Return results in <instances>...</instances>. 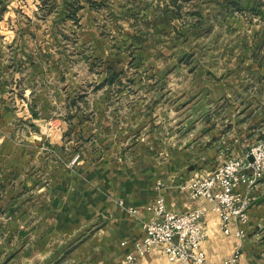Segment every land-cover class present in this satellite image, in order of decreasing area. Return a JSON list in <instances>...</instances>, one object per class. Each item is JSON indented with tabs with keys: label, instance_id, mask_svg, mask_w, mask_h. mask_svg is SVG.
<instances>
[{
	"label": "rangeland",
	"instance_id": "1",
	"mask_svg": "<svg viewBox=\"0 0 264 264\" xmlns=\"http://www.w3.org/2000/svg\"><path fill=\"white\" fill-rule=\"evenodd\" d=\"M8 1H0V73L10 80L0 98V264H26L54 238L58 179L85 153L99 154L101 108L137 107L146 120L166 110L154 121L174 125L186 92L210 85L202 76L211 72L230 79L213 78L232 95L214 96L220 122L230 107L237 126L264 128V0ZM85 5L95 19H75ZM165 65L173 69L159 96L151 75ZM105 74L115 84L102 85ZM80 128L92 145L76 146ZM67 138L69 151L60 146Z\"/></svg>",
	"mask_w": 264,
	"mask_h": 264
},
{
	"label": "crops",
	"instance_id": "2",
	"mask_svg": "<svg viewBox=\"0 0 264 264\" xmlns=\"http://www.w3.org/2000/svg\"><path fill=\"white\" fill-rule=\"evenodd\" d=\"M83 1L87 3L90 0ZM86 5L77 10L75 16L84 18L90 15L95 19V13L85 10L89 7ZM168 68L166 65L161 70L152 68L151 79L154 81L151 88L163 87L173 69ZM2 72L0 98L5 99L6 84H10V80L6 77V70L2 69ZM103 77L102 85L115 84L109 75ZM202 77L210 85L203 84L200 89L186 92L184 101L187 107L180 109L178 122L174 125L168 120L162 124L154 121L157 114L167 116L166 110L158 112L153 108L146 120L139 119L137 107L100 109L99 154L85 153L77 168H63V177L58 179L57 184L59 203L53 214L55 235L50 242L53 249L45 243L41 249L25 255L26 264L39 261L48 264L54 259L58 260V264H127V254L134 252L135 245L145 238L144 223L150 220L148 208L159 198L165 200L170 212L187 214L199 209L206 212L201 225L208 233L203 248L209 264H220L233 256L239 247L242 252L239 264H264V202L257 203V199L264 194V179L255 189H248L247 182H242L236 190L238 194L255 198L244 239L225 235L211 203L205 198L193 200L189 191L184 189L191 182L212 175L229 159L243 157L252 144L260 138L264 139L261 125L257 130L255 127L237 126L239 117L230 107L222 113L226 116L221 123L220 109L213 107L214 96L216 99L222 91L226 94L227 90L214 83V79L225 83H229L230 79L214 78L211 72ZM115 78L118 80L119 76ZM117 80L115 82L119 84L121 81ZM161 91L158 89L159 96ZM147 98V105L156 99L151 95ZM192 101L193 104L188 105ZM144 129L148 131L147 138L140 140L137 133ZM78 135L83 138H78L77 147L87 146L88 143L92 145L88 132L80 128ZM68 139L60 146L69 151L65 146ZM138 148L144 149L141 151ZM68 156L72 160V155ZM159 182H163L165 188L157 190ZM131 208L138 211V216L129 212ZM65 246V252H54ZM139 264L181 263L171 262L157 247L141 257Z\"/></svg>",
	"mask_w": 264,
	"mask_h": 264
},
{
	"label": "built area",
	"instance_id": "3",
	"mask_svg": "<svg viewBox=\"0 0 264 264\" xmlns=\"http://www.w3.org/2000/svg\"><path fill=\"white\" fill-rule=\"evenodd\" d=\"M253 157V161L249 158ZM264 179V142L253 146L243 157L230 159L212 175L196 180L184 187L193 200L207 199L220 221V228L227 236L244 239L249 211L255 201L248 195L236 193L242 182L248 189H255ZM165 188L163 182L157 190ZM121 205H123L121 203ZM138 216V211L129 209ZM150 220L144 223L145 238L135 245V251L126 256L127 264H139V259L155 248H161L171 262L181 264H209L203 248L208 233L201 225L206 212L202 209L187 214L170 212L165 200L159 198L148 208ZM125 246L126 243H123ZM241 248L220 264H239Z\"/></svg>",
	"mask_w": 264,
	"mask_h": 264
},
{
	"label": "water",
	"instance_id": "4",
	"mask_svg": "<svg viewBox=\"0 0 264 264\" xmlns=\"http://www.w3.org/2000/svg\"><path fill=\"white\" fill-rule=\"evenodd\" d=\"M249 161H251V162H252V161H253V157H250V158H249ZM263 202H264V194H263V197H261V198L257 199V203H259V204H260V203H263Z\"/></svg>",
	"mask_w": 264,
	"mask_h": 264
},
{
	"label": "trees",
	"instance_id": "5",
	"mask_svg": "<svg viewBox=\"0 0 264 264\" xmlns=\"http://www.w3.org/2000/svg\"><path fill=\"white\" fill-rule=\"evenodd\" d=\"M77 9H78V8H76V10H74V11L77 12ZM74 17H75V19H76V16H74Z\"/></svg>",
	"mask_w": 264,
	"mask_h": 264
}]
</instances>
